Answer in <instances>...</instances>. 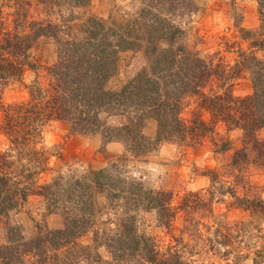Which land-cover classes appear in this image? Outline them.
<instances>
[{
  "label": "trees",
  "instance_id": "16d2710c",
  "mask_svg": "<svg viewBox=\"0 0 264 264\" xmlns=\"http://www.w3.org/2000/svg\"><path fill=\"white\" fill-rule=\"evenodd\" d=\"M254 1L258 27L255 31L238 28L240 41L248 45L246 50L238 49L230 68L221 59H202L183 42L186 32L171 18L193 13L192 0H144L137 17L117 27L88 17L83 34L70 31L71 17L60 16L59 24L27 22V14L21 12L14 14L13 28L7 30L0 11V109L5 88L20 83L27 70L37 69L31 61L33 45L48 38L56 46V61L47 68V87L34 83L25 102L4 111L0 130L9 147L0 153V221L32 195L41 196L53 207L58 202L67 204L59 230L38 229L35 236L25 239L18 228L9 227L6 243L0 245V264H181L177 253L156 251L151 240L138 232L134 218L140 206L155 210L160 225L170 227L175 215L171 193L143 190L137 181L122 177L117 164L79 180L58 174L38 185L37 179L49 171L42 132L52 121L66 123L74 133L99 134L103 143L120 142L126 153L138 158L155 151L162 142L199 147L222 126L226 133L240 135L241 147L231 159L233 169L264 167V138L258 137L264 130V0ZM89 2L42 0L38 4L82 8ZM161 41L168 46L160 49ZM235 45L226 43L224 47ZM131 50L142 51L147 65L118 90L106 89L119 52ZM243 71L249 75L251 93L234 97L229 83ZM189 101L195 107L184 119ZM104 116L127 120L110 128L105 126ZM147 121L155 123L152 138L143 132ZM212 142L216 153H225L232 146L228 137ZM106 190L111 192L98 203L96 192ZM235 199L238 207L264 218V200L256 193ZM193 204L204 206L199 197ZM186 206L181 203L177 209ZM88 233H92L90 243L83 245L79 240Z\"/></svg>",
  "mask_w": 264,
  "mask_h": 264
},
{
  "label": "rangeland",
  "instance_id": "374dc122",
  "mask_svg": "<svg viewBox=\"0 0 264 264\" xmlns=\"http://www.w3.org/2000/svg\"><path fill=\"white\" fill-rule=\"evenodd\" d=\"M39 1L42 0H0L4 27L12 29L14 14L21 12L27 14V22L59 24L62 19L71 17L70 31L83 34L88 17L101 19L109 27H117L136 18L144 3V0H90L82 8H73L72 5L43 8ZM192 1L195 5L193 13L176 14L171 18L186 32L187 38L183 42L197 51L202 59H221L226 67H232L238 49L246 50L248 45L240 41L238 28L255 31L258 27L255 1ZM26 2L30 4L29 8H26ZM18 3L20 7L16 6ZM233 42L236 45L232 49L224 47V44ZM157 46L166 48L168 43L161 41ZM30 54L37 69L27 70L20 83L5 88L0 127L4 111L25 102L30 86L37 83L44 89L48 85L47 68L56 61L54 42L48 38L39 39ZM146 65V58L140 50L119 52L116 71L106 89L118 90ZM229 84V91L234 97L251 93L250 78L245 71ZM192 103L189 101L183 111L184 119H188L194 109ZM200 115L206 118L204 113ZM126 120L127 117L104 116L105 126L110 128L125 124ZM155 130L154 122L145 123L143 132L147 137L152 138ZM216 133L199 147L162 142L155 151L134 158L125 152L120 142L103 143L99 134L81 135L72 132L66 123L52 121L42 132V145L49 153V171L37 179V184L48 183L58 174L74 176L79 180L80 176L89 172L108 170L112 164H117L121 168V176L137 181L143 190L172 194L171 206L175 208V215L170 227L160 225L155 210L139 206L134 213L138 232L148 237L161 255L177 253L181 264H264V218L238 207L235 199L256 193L264 200V167L249 165L244 170L233 169L231 159L234 151L241 147L240 135L235 131L226 133L222 126L217 127ZM222 137H228L232 146L225 153H216L212 141L219 142ZM258 137L264 138V130L258 133ZM8 147L9 142L0 130V153ZM110 192H96L98 203L104 201L105 194ZM195 197H199L204 206L194 205ZM181 203L187 206L177 209ZM66 206V203L58 202L53 207L41 196L28 197L19 209L0 221V245L6 243L9 227L18 228L25 239L35 236L38 229H61L62 209ZM101 218L105 219V216ZM91 237L92 233H88L79 241L87 245Z\"/></svg>",
  "mask_w": 264,
  "mask_h": 264
}]
</instances>
